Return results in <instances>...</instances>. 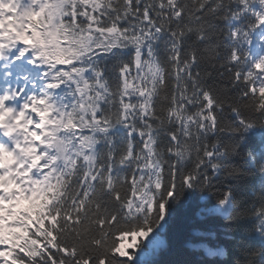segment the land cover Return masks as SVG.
<instances>
[{"label": "snow or ice", "instance_id": "snow-or-ice-1", "mask_svg": "<svg viewBox=\"0 0 264 264\" xmlns=\"http://www.w3.org/2000/svg\"><path fill=\"white\" fill-rule=\"evenodd\" d=\"M0 264H264V0H0Z\"/></svg>", "mask_w": 264, "mask_h": 264}, {"label": "trees", "instance_id": "trees-1", "mask_svg": "<svg viewBox=\"0 0 264 264\" xmlns=\"http://www.w3.org/2000/svg\"><path fill=\"white\" fill-rule=\"evenodd\" d=\"M178 215H179L178 222H179V226L181 228L183 235L185 236V238H191V230L193 227H197L198 224L196 222H192V223L184 222L182 209L179 210ZM195 255H196V253L193 250L187 249V248L184 249V256L186 258H193Z\"/></svg>", "mask_w": 264, "mask_h": 264}]
</instances>
